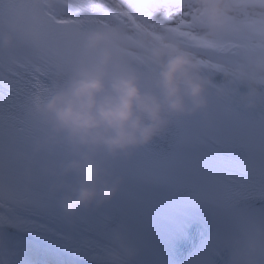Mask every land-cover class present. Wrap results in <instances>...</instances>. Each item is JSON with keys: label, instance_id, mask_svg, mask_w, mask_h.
Instances as JSON below:
<instances>
[{"label": "clouds", "instance_id": "clouds-1", "mask_svg": "<svg viewBox=\"0 0 264 264\" xmlns=\"http://www.w3.org/2000/svg\"><path fill=\"white\" fill-rule=\"evenodd\" d=\"M53 2L0 0V7L12 13L0 30L5 68L17 67L12 53L18 42L31 46L37 39L38 19L33 17L26 24L24 13ZM137 3L143 11L152 10L153 0ZM195 4L206 24L204 38L213 39L233 14L234 0H195ZM136 46L144 53L146 79L127 63L118 32H88L72 69L58 66L50 94L31 100L26 108V117L40 121L45 132L26 150L9 155L22 165L26 191L45 179L53 195L63 194L58 206L66 217L111 202L124 183L115 171L116 163L130 159L174 123L199 114L209 128L214 127L212 96L249 111L264 105V54L245 53L234 72L222 73L228 85L222 87L204 74L191 52L173 40L141 36ZM239 86L247 91L241 93ZM241 229V238L232 245L230 264H264V224L242 218ZM111 239L109 264H131L139 255V248L123 231L114 230ZM3 248L0 238V251Z\"/></svg>", "mask_w": 264, "mask_h": 264}, {"label": "snow or ice", "instance_id": "snow-or-ice-1", "mask_svg": "<svg viewBox=\"0 0 264 264\" xmlns=\"http://www.w3.org/2000/svg\"><path fill=\"white\" fill-rule=\"evenodd\" d=\"M257 3L261 6L259 10L255 7ZM24 16L29 25L33 17L38 19L35 25L37 39L31 46L18 42L12 55L17 59V67H31L37 75L31 77L32 83L27 88L13 89L9 103L25 110L31 100L50 94L52 87L43 82L42 76L55 74L58 66L65 71L72 69L82 50L84 36L93 30L118 32L126 50L127 63L145 79L144 53L136 46L141 36L179 43L197 59L204 74L211 77L234 72L247 52L264 54V0H234L233 14L210 40L204 38L206 24L195 0H153L151 11L141 10L137 0H54L51 6L29 8ZM11 18L12 13L0 7V30ZM21 57L26 64L20 63L18 58ZM2 67L4 55L0 54ZM9 71L21 80L19 73ZM18 122L28 135L19 141L13 140V144L30 143L45 132L38 120L25 118ZM13 151L0 140V177L20 164L10 157Z\"/></svg>", "mask_w": 264, "mask_h": 264}, {"label": "bare ground", "instance_id": "bare-ground-1", "mask_svg": "<svg viewBox=\"0 0 264 264\" xmlns=\"http://www.w3.org/2000/svg\"><path fill=\"white\" fill-rule=\"evenodd\" d=\"M4 221L43 237L51 246L53 264H109L107 253L113 246L108 242L55 214L35 210L0 192V224Z\"/></svg>", "mask_w": 264, "mask_h": 264}, {"label": "rangeland", "instance_id": "rangeland-1", "mask_svg": "<svg viewBox=\"0 0 264 264\" xmlns=\"http://www.w3.org/2000/svg\"><path fill=\"white\" fill-rule=\"evenodd\" d=\"M51 258H52V260L55 261L54 256H51ZM27 261H29V263H27V264H32L31 261H30L29 259H27Z\"/></svg>", "mask_w": 264, "mask_h": 264}]
</instances>
